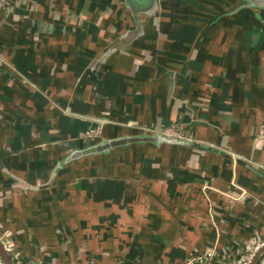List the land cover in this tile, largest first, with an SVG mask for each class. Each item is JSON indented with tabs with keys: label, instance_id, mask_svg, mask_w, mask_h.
Wrapping results in <instances>:
<instances>
[{
	"label": "crops",
	"instance_id": "0c3cea01",
	"mask_svg": "<svg viewBox=\"0 0 264 264\" xmlns=\"http://www.w3.org/2000/svg\"><path fill=\"white\" fill-rule=\"evenodd\" d=\"M246 3L0 0V228L20 258L221 264L264 238V9ZM167 127L179 142L71 157Z\"/></svg>",
	"mask_w": 264,
	"mask_h": 264
},
{
	"label": "built area",
	"instance_id": "2783aa9c",
	"mask_svg": "<svg viewBox=\"0 0 264 264\" xmlns=\"http://www.w3.org/2000/svg\"><path fill=\"white\" fill-rule=\"evenodd\" d=\"M101 132V125H95L83 131V136L86 138H95ZM165 136L182 137L179 129L175 127H167L160 131ZM255 139L264 144V119L255 133ZM0 244L3 250L8 253L14 264H39L37 261L25 260L19 257V252L13 247L11 235L8 231L0 229ZM214 256L213 250H207L204 254L192 257L182 264H194L196 261L210 259ZM264 264V238L251 237L246 240L241 248L237 250L236 255L233 258L228 259L224 264ZM0 264H4L3 259L0 256Z\"/></svg>",
	"mask_w": 264,
	"mask_h": 264
},
{
	"label": "water",
	"instance_id": "95a60500",
	"mask_svg": "<svg viewBox=\"0 0 264 264\" xmlns=\"http://www.w3.org/2000/svg\"><path fill=\"white\" fill-rule=\"evenodd\" d=\"M149 2H150V7H152L153 0H149ZM246 2L247 3L245 4V6H247V7L254 6V7L264 9V0H246ZM139 140H154V141L156 140V141H165V142H169V141L170 142L171 141L179 142L176 139H173L171 137L164 136L161 134H157L156 136H153V137H150V136H148V137H146V136H143V137H125V138L113 139V140L107 141L105 143H100L97 145H92V146L87 147L81 151L74 152L71 155V157H77V156H80L83 154H88V153L100 152V151H103L104 149L109 148V147L124 145L126 143L135 142V141H139Z\"/></svg>",
	"mask_w": 264,
	"mask_h": 264
},
{
	"label": "trees",
	"instance_id": "16d2710c",
	"mask_svg": "<svg viewBox=\"0 0 264 264\" xmlns=\"http://www.w3.org/2000/svg\"><path fill=\"white\" fill-rule=\"evenodd\" d=\"M0 229H2V228H0ZM2 249H3V248L0 246V256L3 255ZM1 258L3 259L2 256H1ZM213 260H214V258L212 257V258L210 259V261H208V260H206V259H202L201 261H198V262H196V263H197V264H200V263L214 264V263H213ZM224 263H225V260L222 259L221 264H224ZM194 264H195V263H194ZM219 264H220V263H219Z\"/></svg>",
	"mask_w": 264,
	"mask_h": 264
}]
</instances>
